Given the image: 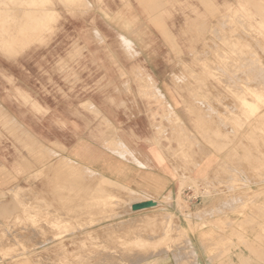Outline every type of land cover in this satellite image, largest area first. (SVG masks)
Listing matches in <instances>:
<instances>
[{
  "label": "rangeland",
  "instance_id": "1",
  "mask_svg": "<svg viewBox=\"0 0 264 264\" xmlns=\"http://www.w3.org/2000/svg\"><path fill=\"white\" fill-rule=\"evenodd\" d=\"M263 6L264 0H0V58L42 63L26 65L45 78L36 96L63 106L81 100L84 121L97 119L104 140L115 133L128 144L134 133L126 126L143 125L154 107L163 109L149 78L168 81L159 86L177 94L198 138L170 149L182 170L179 193L136 190L131 203H156L140 210L131 209L132 190L124 184L55 155L32 180L12 187L0 207V264H264ZM25 81L23 90L7 92H22L29 114L33 86ZM111 111L120 116L118 133ZM27 136L23 129L24 148ZM196 142L198 160L189 153ZM210 156L219 159L210 175L187 171ZM192 194L199 195L195 202Z\"/></svg>",
  "mask_w": 264,
  "mask_h": 264
},
{
  "label": "crops",
  "instance_id": "2",
  "mask_svg": "<svg viewBox=\"0 0 264 264\" xmlns=\"http://www.w3.org/2000/svg\"><path fill=\"white\" fill-rule=\"evenodd\" d=\"M26 65L39 64L0 58V68H3L5 73V76L0 77V207L9 199L8 193L12 187L21 188L24 178L28 175L32 180L40 167L53 161L55 155L85 165L102 176L135 190L160 187L165 188L166 193H179L183 181L182 170L179 163L173 159L174 155L170 149H176L184 139L187 144L190 141L193 144V140L198 142V138L184 122V115L176 104L177 94L169 93L159 86L168 84V81L161 82L159 79L157 82L154 78H149L152 85L158 88L157 95L163 96V109L154 107L143 125L135 123L126 126L129 134L134 133V136L129 135L127 144L115 133L104 140L103 126L97 123L96 118L95 122L87 124L83 118L86 110L82 107L81 100L63 106L62 101L55 102L41 95L36 96L41 90L40 82L45 78H40L39 73L34 75V68ZM28 77L33 86L31 93H28L31 96L29 114L22 105V92H7L9 88L23 90ZM173 97L176 99L172 100ZM92 104L95 109L101 108L96 102ZM116 112L117 114L111 111L108 116L111 127L118 133L120 116L118 111ZM163 115L166 118L161 121ZM132 116L137 117L135 114ZM156 116L159 118L158 123L155 122L157 118L154 120ZM183 126H186L189 132L184 133ZM23 129L28 134L25 147L30 149V155L25 156L26 160L24 153L28 154V151L22 141ZM197 142L189 151L191 157L196 160L199 149ZM39 144L42 145L41 158H38ZM211 157L194 169L192 166L187 167V171L191 172L192 176L195 172H206L210 175L219 161L218 159L213 162ZM40 159L43 160L42 164L39 163ZM185 173L188 177L187 172ZM8 212L12 211L9 209Z\"/></svg>",
  "mask_w": 264,
  "mask_h": 264
},
{
  "label": "bare ground",
  "instance_id": "3",
  "mask_svg": "<svg viewBox=\"0 0 264 264\" xmlns=\"http://www.w3.org/2000/svg\"><path fill=\"white\" fill-rule=\"evenodd\" d=\"M199 1H200V0H199ZM259 1H260V0H259ZM257 2H258V1H257ZM200 3H201V2H200ZM249 3H250V2H249ZM260 3H261V2H260ZM210 4H211V3H210ZM252 5H253V4H252ZM254 5H256V4H254ZM213 6H214V5H213ZM75 7H76V6H75ZM263 7H264V6H263ZM263 7H262V8H263ZM257 8H258V7H257ZM17 10L19 11V9H17ZM24 10H25V9H24ZM26 10H27V9H26ZM32 10H33V9H32ZM32 10H31V11H32ZM38 10H39V9H38ZM42 10H43V9H42ZM44 10H45V9H44ZM44 10H43V11H44ZM254 10H255V8H254ZM260 10H261V9H260ZM15 11H16V10H15ZM22 11H23V9H22ZM22 11H21V12H22ZM31 11H30V12H31ZM43 11H41V12H43ZM256 11H257V10H256ZM262 11H263V10H262ZM30 12H29V13H30ZM34 12H35V11H34ZM36 12H37V11H36ZM257 12H258V11H257ZM24 13H25V12H24ZM37 13H39V12H37ZM27 14H28V13H27ZM34 14H35V13H34ZM217 14H218V13H217ZM22 15H24V14H22ZM28 15H29V14H28ZM260 15H261V14H260ZM25 16H26V15H25ZM38 16H39V15H38ZM19 17H20V16H19ZM35 17H36V16H35ZM39 18H40V16H39ZM148 18H149V17H148ZM150 19H151V18H150ZM262 20H263V18H262ZM31 24H32V23H31ZM31 24H30V25H31ZM215 27H216V26H215ZM167 28H168V27H167ZM216 28H218V27H216ZM218 29H219V28H218ZM253 30H254V29H253ZM241 33H242V32H241ZM238 34H239V33H238ZM243 34H244V33H243ZM243 34H240V35H243ZM232 35H233V34H232ZM234 35H235V34H234ZM245 35H246V34H245ZM247 35H248V34H247ZM235 36H237V35H235ZM238 36H239V35H238ZM255 36H256V34H255ZM231 37H232V36H231ZM252 38H253V36H252ZM164 40H165V39H164ZM166 40H167V39H166ZM238 40H240V39H238ZM257 40H258V39H257ZM132 41H133V40H132ZM165 42H166V41H165ZM261 42H262V39H261ZM133 43H134V41H133ZM171 46H172V45H171ZM234 46H235V45H234ZM259 47H260V46H259ZM262 47H263V46H262ZM263 48H264V47H263ZM218 49H219V48H218ZM218 49H217V50H218ZM235 49H236V48H235ZM260 49H262V48L260 47ZM232 51H233V50H232ZM239 51H240V50H239ZM257 51H258V50H257ZM236 52H237V51H236ZM254 52H255V51H254ZM237 53H238V52H237ZM237 53H236V55H237ZM239 53H241V51H240ZM262 53H263V52H262ZM263 54H264V53H263ZM201 55H202V54H201ZM244 55H245V53H244ZM244 55H240V56H242V57H244V58H247V57H245V56H247V55H245V56H244ZM238 56H239V55H238ZM261 56H262L261 59L264 60V58H263L264 55L261 54ZM220 57H221V56H220ZM222 57H224V56H222ZM222 57H221V58H222ZM242 57H241V58H242ZM248 57H250V56H248ZM203 58H204V57H203ZM238 58H239V57H238ZM260 62H261L260 65L263 66L264 61H263V62L260 61ZM208 66H209V65H208ZM262 66H261V67H262ZM236 67H237V66H236ZM249 67H250V66H249ZM252 67H253V66H252ZM254 67H256V66L254 65ZM257 67H258V66H257ZM216 68H217V67H216ZM216 68H215V66H214V69H216ZM239 68H240V67H239ZM262 68L264 69V67H262ZM219 69H220V68H219ZM249 69H250V68H249ZM259 69L261 70L260 66H259ZM217 70H218V69H217ZM220 70H221V69H220ZM220 70H219V71H220ZM260 70H259V71H260ZM214 74H215V73H214ZM218 74H220V73H218ZM218 74H216V75H218ZM239 74H240V72H239ZM260 74L262 75L263 73L260 72ZM237 75H238V73H237ZM242 75H243V74H242ZM244 75H246V74H244ZM247 75H248V73H247ZM218 76H219V75H218ZM234 77H235V75H234ZM260 77H261V76H260ZM220 78H221V77H219V79H220ZM237 78H238V77H237ZM199 79H200V78H199ZM222 79H223V77H222ZM197 80H198V79H197ZM230 80H231V79H230ZM227 81H228V80L225 79V81H223V82L226 83ZM261 81H262V80H260V82H261ZM263 81H264V80H263ZM200 82H201V81H200ZM232 82H233V80H232ZM253 82L255 83L256 81H253ZM253 82H251V83L253 84ZM260 82H259V83H260ZM229 83H231V82H229ZM232 84H233V83H232ZM232 84H228V85L233 86V88H234L235 86L232 85ZM234 84H236V83H234ZM238 84H239V82H238ZM255 84L258 85V83H255ZM262 84H264V83H262ZM262 84H261V85H262ZM228 85H227V86H228ZM239 85H240V84H239ZM256 85L254 86L255 88L257 87ZM230 86H229V87H230ZM236 86H237V85H236ZM249 86H250V85H249ZM249 86L247 85V87H249ZM251 86H252V85H251ZM258 86H259V85H258ZM202 87H203V86H202ZM252 87H253V86H252ZM203 88H204V87H203ZM238 88H239V87H237L236 89H238ZM230 89H232V88H230ZM236 89H235V90H236ZM240 89H242V88H240ZM240 89H239V90H240ZM250 89L253 90L254 88H251V87H250ZM252 90H251V91H252ZM254 90H255V89H254ZM232 92L235 93L234 90H233ZM237 92H238V91H237ZM237 92H236V93H237ZM239 92H240V91H239ZM239 92H238V94H239ZM241 92H242V91H241ZM256 92H257V91H256ZM256 92H255V93H256ZM243 95H244V97H245V93H244ZM239 96H241V95L239 94ZM257 96H258V95H257ZM249 99H250V98H249ZM60 161H62V160L60 159ZM66 163H67V162H66ZM66 169H67V168H66ZM115 183H116V182H115ZM118 184L120 185V183H118ZM121 186H122V185H121ZM122 187H123V188H126V189H130V190H132V194H131V196L129 197V199H128V201H127L128 203L130 202V204H131V206H132V204H134V203L136 202V200H134V199L137 198V197H135V196H137V194H140V193H139V192H136L135 189H132V188H130V187H128V186L123 185ZM104 189H105V188H104ZM105 191H106V190H105ZM133 197H134V198H133ZM143 197H145V196H143ZM119 198H120V197H119ZM138 199H139V198H138ZM138 199H137V200H138ZM142 199H143V198H142ZM132 200L135 201V202H134V203H131ZM122 201H123V203L125 202L123 198H122ZM112 202H113V201H112ZM112 202H111V203H112ZM114 202H115V201H114ZM140 202H146V201H143V200H142V201H140ZM121 203H122V202H121ZM121 203H120V204H121ZM124 204H125V203H124ZM127 205H129V204H127ZM129 206H130V205H129ZM150 208H151V207H150ZM131 209H132V208H131ZM131 212H132V211H131ZM130 261H131V260H130Z\"/></svg>",
  "mask_w": 264,
  "mask_h": 264
},
{
  "label": "water",
  "instance_id": "4",
  "mask_svg": "<svg viewBox=\"0 0 264 264\" xmlns=\"http://www.w3.org/2000/svg\"><path fill=\"white\" fill-rule=\"evenodd\" d=\"M156 203L154 201H146V202H138L133 204L132 209L133 210H140L148 207L155 206Z\"/></svg>",
  "mask_w": 264,
  "mask_h": 264
},
{
  "label": "built area",
  "instance_id": "5",
  "mask_svg": "<svg viewBox=\"0 0 264 264\" xmlns=\"http://www.w3.org/2000/svg\"><path fill=\"white\" fill-rule=\"evenodd\" d=\"M189 189H191V188H189ZM198 196H195L194 194H192V195H189L188 196V199H189V201L191 202V201H194L195 202V200H198Z\"/></svg>",
  "mask_w": 264,
  "mask_h": 264
}]
</instances>
